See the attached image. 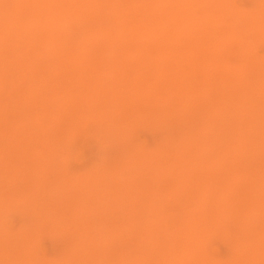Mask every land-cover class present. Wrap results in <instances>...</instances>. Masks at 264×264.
Returning a JSON list of instances; mask_svg holds the SVG:
<instances>
[{"label":"rangeland","instance_id":"rangeland-1","mask_svg":"<svg viewBox=\"0 0 264 264\" xmlns=\"http://www.w3.org/2000/svg\"><path fill=\"white\" fill-rule=\"evenodd\" d=\"M76 1L58 0L56 3V0H37V4L36 0H0V264H237V261L238 264H244V255L246 264H264V239L261 240L264 238V0H188V3L186 0H181V3L178 0H88L86 3L84 0ZM80 1H83V8H86H82ZM111 1L113 3H109ZM206 1L209 3L206 4ZM116 2L118 3L115 4ZM21 3H24L26 8ZM174 5L179 7L175 8ZM210 5L212 10H209ZM52 6L56 7L53 9ZM16 7L17 9H14ZM18 7L23 9L19 10ZM171 18L174 20L169 23ZM180 19L182 21H179ZM175 22L180 25H174ZM150 23L154 24V29ZM124 25H128V28ZM32 26L37 29L34 30ZM21 27L25 28L22 32ZM206 33L208 34L204 37ZM54 36L56 37L52 38ZM210 36L213 38L210 39ZM91 37L93 43L89 41ZM31 38H34L33 41ZM58 38L63 40L59 41ZM114 39L116 45L119 41V45L122 43L121 48L113 44ZM7 42L10 45H7ZM122 52L125 55H122ZM58 53H61L60 57ZM81 53L82 56H90L79 58ZM116 53L118 54L115 58ZM24 54L26 55L23 56ZM71 55L75 56V59ZM136 57L140 59L137 60ZM172 57H175L176 59H173L176 61ZM84 59L89 63L86 64ZM81 60L84 63H80ZM187 60L189 64L194 61L195 64L189 65ZM119 61L122 62V69ZM216 62H221V67ZM207 63L206 71L204 68ZM212 64H215L214 68ZM46 65L47 67H44ZM16 66H19V69ZM90 68H93L91 73ZM50 69L52 70L49 72ZM136 73L140 76L137 77ZM202 75L207 78L206 82ZM103 76L107 80H101ZM81 77H84L83 80ZM95 80L101 84H97ZM215 80L219 87L213 89L215 86L212 81ZM186 81L190 86L188 91L185 89ZM181 83L184 84L181 86ZM104 84L108 86L103 92ZM86 87L90 91H87ZM114 89L119 92H114ZM110 91H113V94L108 93ZM89 92L92 93L91 96ZM174 94L175 98L172 97ZM192 95H195L196 99H193ZM63 96H66V99ZM98 101L100 105H97ZM216 101L217 104H213ZM115 102H119V105ZM64 103L66 104L63 105ZM3 106L7 108L4 109ZM194 108L197 110L194 111ZM213 109H216L214 113ZM217 110L219 112L216 113ZM96 111H100L98 115ZM122 111H125V115ZM103 114L104 117H101ZM208 114L212 118L207 117ZM198 118H201L199 120L203 123L196 120ZM199 123L203 124L202 128ZM217 136L224 140H217ZM182 143L184 144L181 145ZM184 145L190 148L186 149ZM239 154L244 157L241 158ZM212 158H215L214 162ZM192 159L194 161H191ZM163 160L165 163L161 165ZM194 180L200 184L196 185ZM148 181L149 183H146ZM154 181H160V186H156ZM219 187L221 188L218 189ZM191 219L197 221L193 223L194 220ZM182 222L185 230L182 228ZM180 231L182 233H178ZM173 238L180 243H176ZM257 240L260 245H255Z\"/></svg>","mask_w":264,"mask_h":264},{"label":"bare ground","instance_id":"bare-ground-1","mask_svg":"<svg viewBox=\"0 0 264 264\" xmlns=\"http://www.w3.org/2000/svg\"><path fill=\"white\" fill-rule=\"evenodd\" d=\"M21 1H22V0H21ZM24 1H25V0H24ZM30 1H31V0H30ZM47 1H48V0H47ZM57 1H58V0H56V3H57ZM59 1L61 2L62 0H59ZM73 1H74V0H73ZM77 1H78V0H77ZM77 1H76V2H77ZM89 1H90V0H89ZM89 1H88V0H87V1L84 0V3L89 2ZM108 1H109V0H108ZM108 1H107V2H108ZM116 1H117V0H116ZM120 1H121V0H120ZM176 1H177V0H176ZM178 1H180V3H181V0H178ZM184 1H185V0H184ZM187 1H188V0H186V2H187ZM189 1L191 2V1H193V0H189ZM189 1H188V2H189ZM213 1H214V0H213ZM42 2H43V0H42ZM69 2H71V1H69ZM69 2H68V3H69ZM82 2H83V1H80V3L82 4V8H83V3H82ZM161 2H163V1H161ZM188 2H187V3H188ZM203 2H204V1H203ZM262 2H263V1H262ZM36 3L38 4L37 0H36ZM40 3H41V2H40ZM44 3H46V2H44ZM53 3H54V2H53ZM109 3H113V1H111V2H109ZM117 3H118V2H116L115 4H117ZM208 3H209V2H208ZM208 3H207V1H206V4H208ZM210 3L212 4L211 1H210ZM31 4H32V3H31ZM73 4H75V2H74ZM73 4H72V5H73ZM77 4H78V3H77ZM81 4H80V5L78 4V5L81 6ZM99 4H100V3H99ZM115 4H113V5H115ZM124 4H125V2H124ZM124 4H122V6H123ZM149 4H150V3H149ZM173 4H174V3H173ZM173 4H172V5H173ZM182 4H183V3H182ZM198 4H199V3H198ZM203 4H204V3H203ZM21 5L23 6L24 3H21ZM32 5H33V4H32ZM42 5H43V4L41 3V6H40V7H42ZM47 5H48V4H47ZM47 5H46V6H47ZM51 5H52V3H51ZM55 5H56V4H55ZM57 5H58V4H57ZM62 5H63V3H62ZM66 5H68V4L66 3ZM150 5H151V4H150ZM157 5H158V4H157ZM193 5H194V4H193ZM8 6H9V5H8ZM15 6H18V5H15ZM19 6H20V4H19ZM28 6H29V5H28ZM48 6H49V5H48ZM48 6H47V7H48ZM59 6H60V5H59ZM84 6H85V5H84ZM86 6H88V4H86ZM97 6H98V4H97ZM110 6H112V4H111ZM118 6H119V4H118ZM120 6H121V4H120ZM124 6H125V5H124ZM174 6H175V8H176V7H179V5H178V6L174 5ZM180 6H181V4H180ZM188 6H189V4H188ZM260 6H261V5H260ZM3 7H4V6H3ZM24 7L26 8V5H24ZM40 7H39V10H40ZM55 7H56V6H55ZM55 7L52 6L53 9H54ZM68 7H69V5H68ZM71 7H73V6H71ZM71 7H70V9L72 10ZM112 7H113V6H112ZM170 7H171V6H170ZM183 7H184V8H185V7L187 8V6H185V5H184ZM191 7H192V6H191ZM210 7H211V5H210ZM213 7H214V6H213ZM261 7H262V6H261ZM18 8H19V10L23 9V7H22L21 9H20V7H18ZM74 8H75V6H74ZM84 8H86V7H84ZM84 8H83V9H84ZM114 8H115V6H114ZM130 8H131V7H130ZM172 8L174 9V7H172ZM189 8H190V7H189ZM192 8H193V7H192ZM262 8H264V7H262ZM14 9H17V7L14 8ZM59 9H60V8H59ZM80 9H81V7H80ZM118 9H120V8L118 7ZM173 9H172V10H173ZM3 10H4V9H3ZM12 10H13V8H12ZM27 10H29L28 7H27ZM32 10H33V8H32ZM37 10H38V9H37ZM44 10H45V8H44ZM47 10H49V9L47 8ZM50 10H51V9H50ZM55 10H57V9H55ZM64 10H65V8H64ZM75 10H76V9H75ZM88 10H90V9H88ZM92 10H94V9H92ZM121 10H123V7H122ZM147 10H148V9H147ZM149 10H150V9H149ZM151 10H153V9H151ZM156 10H157V9H156ZM164 10H165V9H164ZM175 10H176V9H175ZM187 10H188V8H187ZM209 10H212V7L209 8ZM116 11H117V9H116ZM0 12H1V11H0ZM172 13H173V12H172ZM182 13H183V12H182ZM263 13H264V12H263ZM10 14H11V13H10ZM185 14H186V12H185ZM175 15H176V14H175ZM179 15H180V14H179ZM168 16H169V15H168ZM246 16H247V15H246ZM6 17H7V16H6ZM6 17H5V18H6ZM9 17H10V15H9ZM158 17H159V16H158ZM158 17H157V19H159ZM164 17H165V15H164ZM171 17H172V16H171ZM257 17H258V16H257ZM257 17H256V18H257ZM260 17H261V15H260ZM10 18H11V17H10ZM18 18H19V17H18ZM162 18H163V15H162ZM187 18H188V17H187ZM243 18H244V16H243ZM243 18H242V19H243ZM248 18H249V16H248ZM250 18H251V17H250ZM263 18H264V17H263ZM181 19H182V18H181ZM181 19H180L179 21H182ZM117 20H119V19H117ZM164 20H166V17H165ZM168 20H170V18H168ZM168 20H167V21H168ZM172 20H174V19L171 18V22H169V23H172V22H173ZM175 20H176V19H175ZM249 20H250V19H249ZM249 20H248V21H249ZM254 20H255V19H254ZM257 20H260V19H257ZM0 21H1V20H0ZM6 21H7V20H6ZM176 21L178 22V20H176ZM183 21H184V20H183ZM243 21H244V20H243ZM251 21H252V19H251ZM153 22H154V20H153ZM177 22H175L174 25L179 24V23H177ZM187 22H188V23H191V22H189V21H187ZM195 22H196V21H195ZM200 22H201V21H200ZM244 22H245V21H244ZM253 22H254V21H253ZM14 23H15V22H14ZM121 23H122V22H121ZM131 23L133 24V23H135V22H131ZM154 23H155V22H154ZM166 23H168V22H166ZM181 23H182V22H181ZM196 23H198V21H197ZM261 23H262V22H261ZM6 24H7V23H6ZM26 24H28V23L26 22ZM32 24H33V23H32ZM114 24H115V23H113V26H115ZM127 24L130 25V23H127ZM138 24H139V23H138ZM150 24H151V23H150ZM183 24L185 25V23H183ZM199 24H200V23H199ZM234 24H235V23H234ZM234 24H233V25H234ZM248 24H249V23H248ZM263 24H264V23H263ZM15 25H16V23H15ZM29 25L31 26V24H29ZM140 25H141V24H140ZM140 25H139V27H140ZM142 25H143V24H142ZM146 25L148 26L147 23H146ZM151 25H153L152 28L154 29V24H151ZM157 25H158V24H157V21H156V26H157ZM169 25H171V24H169ZM169 25H167V26H169ZM174 25H173V26H174ZM179 25H180V24H179ZM186 25H187V24H186ZM249 25H250V24H249ZM255 25H256V24H255ZM259 25H260V24H259ZM7 26H8V25H7ZM18 26H20V25H19V22H18ZM117 26H119V25H118V22H117ZM124 26H127V28H128V25H124ZM159 26H160V25H159ZM191 26H192V25H191ZM194 26H195V25H194ZM228 26H229V25H228ZM235 26H236V25H234V27H235ZM256 26H257V25H256ZM5 27H6V26H5ZM27 27H28V26H27ZM32 27H34V30L37 29V28L35 29V26H32ZM122 27H123V26H122ZM149 27H150V25H149ZM169 27H170V26H169ZM171 27H172V26H171ZM185 27H186V26H185ZM200 27H201V25H200ZM203 27H204V26H203ZM203 27H202V28H203ZM230 27H231V24H230ZM230 27H229V28H230ZM237 27H238V25H237ZM249 27H250V26H249ZM2 28L5 30L4 27H2ZM8 28H9V26H8ZM17 28H19V27H17ZM129 28H130V26H129ZM134 28H135V27H134ZM137 28H138V27H137ZM143 28H144V27H143ZM159 28H160V27H159ZM192 28H194V27H192ZM229 28L227 29V31L229 30ZM257 28H258V26H257ZM263 28H264V27H263ZM21 29H22V27H21ZM24 29H25V28L23 27V29L21 30V32H22ZM28 29H29V28H28ZM114 29H115V27H114ZM117 29H118V28H116V32H117ZM149 29H150V28H149ZM182 29H183V27H182ZM186 29H188V28L186 27ZM238 29H240V28L238 27ZM238 29H237V30H238ZM259 29H260V28H259ZM259 29H258V30H259ZM6 30H7V29H6ZM13 30H14V28H13ZM32 30H33V29H32ZM131 30H132V28H131ZM138 30H139V29H138ZM140 30H141V28H140ZM140 30H139V31H140ZM172 30H173V29H172ZM199 30H200V29H199ZM260 30H261V29H260ZM29 31H30V30H29ZM40 31H41V30H40ZM132 31H133V30H132ZM135 31H136V29L134 30V32H135ZM151 31H152V29H151ZM153 31H154V30H153ZM189 31H190V30H189ZM227 31H226V32H227ZM231 31H232V29H231ZM252 31H253V30H252ZM11 32H12V31H11ZM15 32H16V31H15ZM27 32H28V31H27ZM34 32H35V31H34ZM34 32H33V33H34ZM42 32H43V31H42ZM42 32H41V33H42ZM118 32H119V30H118ZM120 32H121V31H120ZM128 32H129V31H128ZM143 32H144V31H143ZM158 32H159V30H158ZM169 32H170V31H169ZM174 32H175V31H173V33H174ZM187 32H188V31H187ZM196 32H197V31H196ZM198 32H199V31H198ZM234 32L236 33V30H234ZM33 33H32V34H33ZM36 33H37V32H36ZM41 33H40V34H41ZM44 33H45V32H44ZM51 33H52V32H51ZM130 33H131V32H130ZM145 33H146V32H145ZM149 33H150V32H149ZM154 33H155V32H154ZM154 33H153V35H154ZM156 33H157V32H156ZM161 33H162V31H161ZM167 33H168V32H167ZM177 33H178V31H177ZM181 33H182V32H181ZM199 33H200V32H199ZM201 33H203V32H201ZM235 33H234V34H235ZM40 34H39V35H40ZM117 34H119V33H117ZM117 34H116V35H117ZM150 34H152V33H150ZM171 34H172V33H171ZM188 34H189V33H188ZM196 34H197V33H196ZM207 34H208V33L204 34V37H205ZM2 35H3V34H2ZM4 35H5V34H4ZM23 35H24V34H23ZM39 35H38V36H39ZM42 35H43V34H42ZM53 35H54V34H53ZM121 35H122V33H121ZM136 35H137V33H136ZM136 35H135V36H136ZM153 35H152V37H153ZM159 35H160V34H159ZM159 35H158V37H159ZM184 35H185V34H184ZM192 35H193V34H192ZM27 36H28V35H27ZM119 36H120V35H119ZM128 36H130V35L128 34ZM149 36H150V35H149ZM149 36H148V38H149ZM164 36H165V34H164ZM175 36H176V35H175ZM181 36H182V35H181ZM8 37L11 38L10 36H8ZM29 37H30V36H29ZM32 37H33V36H32ZM43 37H44V35H43ZM50 37H51V35L49 36V38H50ZM55 37H56V36H54V37H52V38H55ZM146 37H147V36H146ZM152 37H151V38H152ZM161 37H162V35H161ZM161 37H160V39H161ZM177 37H178V36H177ZM185 37H186V35H185ZM185 37H184V38H185ZM188 37H189V36H188ZM198 37H199V36H198ZM198 37H197V38H198ZM5 38H6V37H5ZM24 38H25V37H24ZM35 38H36V37H35ZM38 38H40V37H38ZM92 38H93V37H91V39H90L89 41H92ZM144 38H145V37H144ZM156 38H157V36H156ZM163 38H164V37H163ZM211 38H213V36H212V37L210 36V39H211ZM0 39H1V38H0ZM2 39L4 40V36L2 37ZM31 39H32V38H31ZM31 39H30V40H31ZM33 39H34V38H33ZM33 39H32V41H33ZM58 39H59V38H58ZM60 39H61V38H60ZM60 39H59V41L63 40V39H61V40H60ZM65 39H67V38H65ZM65 39H64V40H65ZM115 39H116V38H115ZM115 39H114V40H115ZM142 39H143V38H142ZM164 39H165V38H164ZM179 39H181V38L179 37ZM191 39H192V38H191ZM195 39H196V38H195ZM195 39H194V41H195ZM206 39H208V38H206ZM24 40H25V39H24ZM28 40H29V38H28ZM48 40H50V39H48ZM48 40H47V42H48ZM51 40H52V39H51ZM54 40H55V39H54ZM85 40H86V39H85ZM114 40H113V42H114ZM117 40H119V38H118ZM125 40H127V39H125ZM125 40H124V41H125ZM134 40H135V39H133V41H134ZM147 40H148V39H147ZM153 40H154V38L152 39V41H153ZM200 40H201V39H200ZM0 41H1V40H0ZM6 41H8V40L6 39ZM26 41H27V40H26ZM71 41H72V40H71ZM82 41H84V40H82ZM130 41H132V40H130ZM130 41H129V42H130ZM150 41H151V40H150ZM155 41H157V43H159L157 39H156ZM159 41H160V40H159ZM167 41H168V40H167ZM173 41H174V40H173ZM189 41H190V40H189ZM198 41H199V40H198ZM212 41H213V40H212ZM34 42H35V41H34ZM41 42H42V41H41ZM49 42H50V41H49ZM69 42H70V41H68V43H67L68 45H69ZM80 42H81V41H80ZM119 42H120V41H119ZM119 42H118L117 45H116V40H115V42H114L113 44H115L116 46H118V45H119ZM121 42L123 43V38L121 39ZM127 42H128V41H127ZM145 42H146V41H145ZM163 42H164V41H163ZM186 42H187V41H186ZM190 42H191V41H190ZM214 42L217 44L216 41H214ZM8 43H9V42H7V45H8ZM26 43H27V42H26ZM32 43H33V42H32ZM55 43H56V42H55ZM61 43H62V42H61ZM63 43H64V46H65V42H63ZM76 43H77V42H76ZM88 43H89V42H87V44H88ZM92 43H93V41H92ZM94 43H96V42H94ZM122 43L119 45L120 48H121ZM131 43H132V42H131ZM131 43H130V44H131ZM140 43H141V42H140ZM157 43L155 42L156 45H157ZM193 43H194V42H193ZM196 43H197V42H196ZM205 43H206V42H205ZM30 44H31V43H30ZM38 44H39V43H38ZM53 44H54V43H53ZM79 44H80V45H78V46H79V48H80L81 43H79ZM135 44L137 45V42H136ZM144 44H146V43H144ZM160 44L162 45V41L160 42ZM186 44H187V43H186ZM198 44H199V43H197V45H198ZM212 44H214V43H212ZM218 44H220V43L218 42ZM9 45H10V43H9ZM49 45H50V43H49ZM95 45H96V44H95ZM97 45H98V44H97ZM133 45H134V44H133ZM149 45H150V44H149ZM161 45H160V46H161ZM188 45H189V43H188ZM29 46H30V45H29ZM41 46H42V45H41ZM60 46H61V45H60ZM73 46H74V45H73ZM76 46H77V45H76ZM92 46H93V45H92ZM116 46H114V47H116ZM123 46H124V43H123ZM131 46H132V45H131ZM157 46H158V45H157ZM193 46H195V45H192V47H193ZM26 47H27V46H26ZM31 47H33V46H31ZM34 47H35V45H34ZM39 47H40V45H39ZM39 47H36V48H39ZM61 47H62V46H61ZM82 47H84V45H82ZM89 47H90V46H89ZM137 47H138V45H137ZM141 47H142V45H141ZM143 47H144V46H143ZM150 47H152V46H150ZM161 47H162V46H161ZM3 48H4V47H3ZM43 48H44V46H43ZM49 48H50V46H49ZM79 48H77V50H79ZM90 48H92V47H90ZM93 48H94V47H93ZM127 48H128V47H127ZM134 48H135V47H134ZM167 48H169V47H167ZM197 48L199 49V47H197ZM197 48H196V49H197ZM84 49H85V48H83L82 51H84ZM115 49H116V48H115ZM124 49H125V47H124ZM135 49H136V48H135ZM135 49H134V50H135ZM169 49H170V48H169ZM179 49H180V48H179ZM183 49H184V48H183ZM211 49L213 50V48H211ZM8 50H9V48L7 49V51H8ZM59 50H60V47H59ZM61 50H62V49H61ZM61 50H60V51H61ZM65 50H66V49H65ZM80 50H81V48H80ZM86 50H87V48H86ZM86 50H85V51H86ZM90 50H91V49H90ZM118 50H119V49L117 48V51H118ZM140 50H141V49H140ZM143 50H144V48H143ZM143 50H142V51H143ZM214 50H215V49H214ZM33 51H34V49H33ZM33 51H32V52H33ZM44 51H46V50H44ZM70 51H71V50H70ZM73 51H75V50H73ZM121 51H122V50H121ZM145 51H147V50H145ZM145 51H144V52H145ZM173 51H174V50H173ZM10 52H11V50H10ZM42 52H43V51H42ZM42 52L40 53L41 55H42ZM54 52H55V51H54ZM65 52H66V51H65ZM67 52H68V51H67ZM67 52H66V53H67ZM96 52H97V50H96ZM168 52H169V51H168ZM176 52H177V50H176ZM1 53H2V51H1ZM1 53H0V54H1ZM6 53H7V52H6ZM30 53H31V50H30L29 54H30ZM45 53H47V52H45ZM84 53H85V52H84ZM93 53H94V52H93ZM122 53H123V52H122ZM122 53H121V54H122ZM131 53H132V52H131ZM131 53H130V54H131ZM138 53H139V52H138ZM140 53H141V52H140ZM161 53H162V51H161ZM170 53H171V52H170ZM173 53H174V52H173ZM173 53H172V54H173ZM177 53H178V52H177ZM3 54H4V53H3ZM33 54H35V53H33ZM33 54H32V55H33ZM60 54H61V53H60ZM60 54L58 53L59 57H60ZM72 54H73V53H72ZM88 54H89V52H88ZM88 54H87V55H88ZM117 54H118V53H116V55L114 56L115 58L117 57ZM128 54H129V53H128ZM133 54H135V52H134ZM152 54H153V53L151 52V55H152ZM163 54H165V53H163ZM163 54H162V55H163ZM10 55H11V54H10ZM10 55H9V56H10ZM25 55H26V54H24L23 56H25ZM38 55H39V53H38ZM56 55H57V54H56ZM67 55H68V54H67ZM73 55H75V54H73ZM73 55H71V56H73ZM78 55H79V53H78ZM91 55H92V54H91ZM122 55H125V53H123ZM140 55H141V54H140ZM149 55H150V54H149ZM154 55H155V54H154ZM156 55H157V54H156ZM167 55H168V53H167ZM167 55H166V56H167ZM175 55H176V54H175ZM34 56H35V55H34ZM34 56H33V58H35ZM83 56H86V54L83 55ZM83 56H82V53H81V56H79V58H80V57H83ZM89 56H90V55H88V56H86V57H89ZM112 56H113V55H112ZM128 56H129V55H127V57H128ZM170 56H171V55H170ZM170 56H169V57H170ZM0 57H1V56H0ZM38 57H39V56H38ZM42 57H44V54H43ZM42 57H41V58H42ZM47 57H48V56H47ZM53 57H55V56H53ZM74 57H75V56H73V58H74ZM77 57H78V56H77ZM86 57H85V58H86ZM114 57H112V59H113ZM118 57L120 58L121 56L119 55ZM159 57L161 58V55H159ZM159 57L157 56V59H158ZM6 58H7V57H6ZM39 58H40V57H39ZM45 58H46V57H45ZM56 58H57V57H56ZM69 58L71 59L72 57H69ZM69 58H68V59H69ZM79 58H78L77 61H79ZM143 58H144V57H143ZM150 58H151V57H149V59H150ZM153 58H154V57H153ZM165 58H167V57H165ZM165 58H164V59H165ZM173 58H175V57H172V59H173ZM179 58H180V57H179ZM213 58H214V57H213ZM24 59H25V58H24ZM64 59H66V57H65ZM68 59H67V61H68ZM74 59H75V58H74ZM76 59H77V58H76ZM82 59H83V58H82ZM92 59H93V56H92ZM120 59H121V58H120ZM128 59H130V58H128ZM134 59H135V56H134ZM136 59H137V57H136ZM138 59H140V58L138 57ZM138 59H137V60H138ZM157 59H156V60H157ZM175 59H176V58H175ZM177 59H178V58H177ZM182 59H183V57H182ZM191 59H192V58H191ZM191 59H190V60H191ZM214 59H215V58H214ZM17 60H18V59H16V61H17ZM22 60H23V59H21V61H22ZM27 60H28V59H27ZM35 60H36V58H35ZM38 60H39V59H38ZM48 60H50V58H48ZM84 60H85V59H84ZM86 60H87V59H86ZM86 60H85V63H86ZM89 60H90V59H89ZM114 60H115V59H114ZM137 60H136V63H137ZM150 60H151V59H150ZM170 60H171V58H170ZM173 60H174V59H173ZM183 60H184V59H183ZM193 60H197V59H193ZM200 60H201V59H200ZM203 60H204V59H203ZM6 61H7V60H6ZM8 61H9V58H8ZM18 61H19V60H18ZM40 61H41V59H40ZM52 61H53V60H52ZM56 61H58V60L56 59ZM56 61H55V62H56ZM59 61H60V59H59ZM72 61H74V60L72 59ZM77 61H76V62H77ZM90 61H91V60H90ZM120 61H121V60H120ZM120 61H119V62H120ZM122 61H123V60H122ZM126 61H128V60H126ZM129 61H130V60H129ZM129 61H128V62H129ZM132 61H133V60H132ZM141 61H142V59H141ZM143 61H144V59H143ZM174 61H176V60H174ZM188 61H189V60H187V62H188ZM201 61H202V60H201ZM214 61H215V60H214ZM23 62H24V61H23ZM35 62H36V61H35ZM55 62H54V65H55ZM61 62H62V60H61ZM74 62H75V61H74ZM115 62L117 63L118 60H116ZM162 62H163V61H162ZM164 62H165V61H164ZM168 62H169V59H168ZM194 62H195V61H194ZM194 62H193L192 64H195ZM206 62H207V61H206ZM209 62H211V60H209ZM1 63L3 64L2 61H1ZM51 63H52V62H51ZM80 63H84V61L81 60ZM87 63H89V62H87ZM87 63H86V64H87ZM112 63H113V62H112ZM126 63H127V62H126ZM139 63L142 64V62H139ZM144 63H145V62H144ZM172 63H173V62H172ZM183 63H184V62H183ZM183 63H182V66H183ZM216 63H218V62H216ZM219 63L221 64V62H219ZM219 63H218V64H219ZM19 64H20V62H19ZM37 64H38V63H37ZM57 64H58V62L56 63V66H57ZM62 64H64V62H62ZM62 64L60 63V65H62ZM72 64H73V63H72ZM72 64H71V66H72ZM121 64H122V62H120L119 65H121ZM133 64H135V63L133 62ZM151 64H152V63H151ZM175 64H176V63H175ZM178 64L181 65V63H179V60H178ZM188 64H189V62H188ZM192 64L190 63L189 65H192ZM220 64H219V65H220ZM3 65H4V64H3ZM5 65H6V62H5ZM15 65H16V64H15ZM21 65H22V64H21ZM47 65H48V61H47ZM47 65L44 66V67H47ZM88 65H89V64H88ZM96 65H97V64H96ZM100 65H101V63H100ZM114 65H115V63H114ZM119 65H118V67H119ZM130 65H131V64H130ZM145 65H146V64H145ZM163 65L165 66V63H164ZM184 65H185V63H184ZM198 65H200V64H198ZM204 65H205V64H204ZM214 65H215V64H214ZM214 65L212 64V67H213V68H214ZM0 66H1V65H0ZM7 66H8V64H7ZM19 66H20V65H19ZM19 66H16V67H18V69H19ZM39 66H40V65H39ZM42 66H43V64H42ZM42 66H40V67H42ZM64 66H65V65H64ZM131 66H132V65H131ZM137 66H138V65H136V67H137ZM139 66H140V65H139ZM149 66H150V64H149ZM182 66H181V67H182ZM207 66H208V63L205 65V68L203 67L206 71H207ZM209 66H210V64H209ZM22 67H23V66H22ZM49 67H50V65H49ZM52 67H53V66H52ZM59 67H60V66H59ZM68 67H69V66H68ZM82 67H83V64H82ZM84 67H85V66H84ZM98 67H99V65L97 66V69H98ZM146 67H148V66H146ZM158 67H160V66H158ZM171 67H172V66H170V68H171ZM212 67H211V69H213ZM216 67H217V66H216ZM220 67H221V65H220ZM0 68H1V67H0ZM25 68H26V65H25ZM37 68H38V67H37ZM50 68H51V67H50ZM54 68H55V67H54ZM77 68H78V66H77ZM77 68H76V69H77ZM134 68H135V66H134ZM166 68H168V67L166 66ZM182 68H183V67H182ZM184 68H185V67H184ZM189 68H190V66H189ZM3 69H4V68H3ZM7 69H8V67H7ZM13 69L16 70V68H14V67H13ZM60 69H61V68H60ZM68 69H69V68H67V70H68ZM90 69H91V71H90V73H91L93 68H90ZM114 69H115V67H114ZM121 69H122V65H121ZM131 69H132V68H131ZM148 69H150V67H148ZM154 69H155V67H154ZM172 69H173V68H172ZM177 69H178V67H177ZM217 69H218V68H217ZM37 70H38V69H37ZM37 70H36V71H37ZM47 70H48V69H47ZM51 70H52V69H50L49 72H50ZM67 70H66V71H67ZM77 70H78V69H77ZM79 70H81V66H80ZM83 70H84V69H83ZM99 70H100V69H99ZM104 70H105V72H106V69H105V68H104ZM104 70H103V71H104ZM125 70H126V69H125ZM133 70H134V69H133ZM151 70H152V69H151ZM157 70H159V69H157ZM184 70H185V69H184ZM184 70H182V71L185 72ZM205 70H204V73H205ZM10 71H11V70H10ZM66 71H65V72H66ZM72 71H73V68H72ZM75 71H76V70H75ZM86 71H87V70H86ZM103 71H102V73H103ZM114 71H115V70H114ZM128 71H129V69H128ZM136 71H138V70H136ZM140 71H142V68L140 69ZM170 71H171V69L169 70V72H170ZM200 71H201V70H200ZM217 71H218V70H217ZM220 71H221V70H220ZM11 72H12V71H11ZM11 72H10V73H11ZM49 72H48V73H49ZM53 72H54V71H53ZM79 72L81 73V71H79ZM87 72H89V71H87ZM108 72H109V70H107V73H108ZM118 72H119V70H118ZM148 72H150V71H148ZM154 72H155V71H154ZM172 72H173V71H172ZM194 72H195V70H194ZM202 72H203V70H202ZM214 72H215V71H214ZM1 73H3V72H1ZM45 73H46V72H45ZM55 73H56V72H55ZM55 73H53V74H55ZM58 73H60V72H58ZM66 73H67V72H66ZM97 73H98V72H97ZM100 73H101V72H100ZM107 73H106V74H107ZM113 73H114V72H113ZM139 73H140V72H139ZM165 73H166V71H165ZM188 73H189V71H188ZM191 73H192V70H191ZM216 73L219 74V72H215V74H216ZM220 73H221V72H220ZM7 74H8V73H7ZM12 74H14V73H12ZM71 74H72V73H71ZM71 74H69V75H71ZM88 74H89V73H88ZM108 74H109V73H108ZM130 74H132L131 71H130ZM136 74H137V73H136ZM145 74H146V73H145ZM148 74H149V73H148ZM151 74H152V73H151ZM170 74H171V73H170ZM185 74H186V73H185ZM197 74H198V73H197V71H196V75H197ZM223 74H224V73H223ZM2 75H3V74H2ZM59 75H60V74H59ZM69 75H68V76H69ZM85 75H86V73H85ZM92 75H93V74H92ZM92 75H90V77H91ZM95 75H96V72L94 73V76H95ZM109 75H110V74H109ZM116 75H117V74H116ZM132 75H133V74H132ZM137 75H138V74H137ZM137 75H136V76H137ZM188 75H190V74H188ZM212 75H213V74H212ZM46 76H47V75H46ZM48 76H49V75H48ZM54 76H55V75H54ZM63 76H64V80L66 81V79H65V74H64ZM100 76H101V74H100ZM110 76H111V75H110ZM120 76H121V75H120ZM128 76H129V74H128ZM128 76H127V77H128ZM139 76H140V75H138L137 77H139ZM142 76H143V71H142ZM151 76H152V75H151ZM151 76H149V77H151ZM164 76H165V75H164ZM173 76H174V75H173ZM199 76H201V75H199ZM202 76H204V75H202ZM214 76H215V75H214ZM66 77H67V76H66ZM73 77H74V76H73ZM79 77H80V76H79ZM79 77H78V78H79ZM90 77H89V79H90ZM124 77H125V76H124ZM133 77H134V76H133ZM149 77H148V79H149ZM190 77H191V76H190ZM197 77H198V75H197ZM49 78H50V77H49ZM71 78H72V77H71ZM83 78H84V77H83ZM83 78L81 77L82 80H83ZM87 78H88V77H87ZM87 78H86V79H87ZM112 78H113V77H112ZM134 78H135V77H134ZM145 78H147V76H146ZM151 78H152V77H151ZM161 78H162V77H161ZM171 78H172V76H171ZM179 78H181V77H179ZM188 78H189V77H187V79H188ZM1 79H2V78H1ZM97 79H98V77H97ZM110 79H111V78H110ZM113 79H114V78H113ZM136 79H137V78H136ZM184 79H186V76H185ZM184 79H183V80H184ZM204 79H205V82H206V79H207V78H206L205 76H204ZM212 79H213V77H212ZM214 79H215V78H214ZM214 79H213V80H214ZM20 80H21V79H20ZM62 80H63V79H62ZM72 80H73V79H72ZM72 80H71V82H72ZM76 80H77V79H76ZM84 80H85V79H84ZM99 80H100V78H99ZM101 80H107V78L105 77V79H104V76H103V79L101 78ZM114 80H115V79H114ZM114 80H112V81H114ZM116 80H117V79H116ZM116 80H115V81H116ZM137 80H138V79H137ZM155 80H156V79H155ZM158 80H159V79H158ZM160 80H161V79H160ZM167 80H168V78H167ZM174 80H175V79H174ZM178 80H179V79H178ZM217 80H219V78H217ZM53 81H54V80H53ZM79 81H80V79L78 80V82H79ZM89 81L91 82V80H89ZM95 81L97 82V80H95ZM112 81H111V83H112ZM193 81H194V80H193ZM221 81H223V80H221ZM58 82H59V81H58ZM74 82L76 83V81H74ZM74 82H73V83H74ZM96 82H95V83H96ZM105 82H106V81H105ZM140 82H141V80H140ZM145 82H146V81H145ZM160 82H161V81H160ZM212 82H213V84H214V86H215V87H213V89L219 87V86L217 85L218 83L216 84V82H217L216 80H215V82H214V81H212ZM223 82H224V81H223ZM61 83H62V82H61ZM83 83H84V82H83ZM98 83L101 84L100 81H98L97 84H98ZM106 83H107V82H106ZM106 83H105V84H106ZM119 83H121L120 80H119ZM125 83H127V81H125ZM125 83H123V85H124ZM137 83H138V82H137ZM147 83H148V81H147ZM158 83H159V81H158ZM164 83L166 84V82H164ZM186 83H187V81L185 82V84H186ZM210 83H211V81H210ZM21 84H22V82H21ZM24 84H25V83H24ZM56 84H57V83H56ZM67 84H68V83H67ZM79 84H80V83H79ZM105 84H104V85H105ZM108 84H109V77H108ZM131 84H133V83L131 82ZM135 84H136V82H135ZM138 84H139V83H138ZM142 84H143V82H142ZM142 84H141V85H142ZM183 84H184V83H183ZM183 84L181 83V86H182ZM189 84H190V83H189ZM197 84H198V82H197ZM199 84H200V83H199ZM199 84H198V85H199ZM204 84H205V83H204ZM207 84H208V81H207ZM219 84H221V83H219ZM223 84H224V83H223ZM3 85H4V84H3ZM61 85H62V84H61ZM85 85H86V84H85ZM192 85H193V84H192ZM19 86H20V85H19ZM57 86H58V85H57ZM73 86H74V85H73ZM97 86H98V85H97ZM107 86H108V85H107ZM107 86L105 85V88H104L103 92L106 90V87H107ZM109 86H110V85H109ZM114 86H115V85H114ZM120 86H122V85H120ZM151 86H152V85H151ZM153 86H155V85H153ZM157 86H158V85H157ZM167 86H168V83H167ZM167 86H166V87H167ZM185 86H186L185 89L188 91L187 88L190 87V86H188V83H187V85H185ZM199 86H201V85H199ZM199 86H198V87H199ZM208 86H210V85H208ZM211 86H212V84H211ZM216 86H218V87H216ZM223 86H225V85H223ZM21 87H22V86H21ZM21 87H20V88H21ZM29 87H30V85H29ZM80 87H82V85H80ZM88 87H89V86H88ZM92 87H93V86H92ZM92 87H91V88H92ZM116 87H117V86H116ZM130 87H131V86H130ZM137 87H138V86H137ZM144 87H145V86H144ZM162 87H163V85H162ZM178 87H179V85H178ZM202 87H203V86H202ZM65 88H66V87H65ZM68 88H69V86H68ZM77 88H78V86H77ZM86 88H87V87H86ZM102 88H103V84H102ZM102 88H101V89H102ZM110 88H111V86H110ZM110 88H109V89H110ZM164 88H165V87H164ZM51 89H52V88H51ZM63 89H64V88H63ZM83 89H85V87H84ZM95 89H96V88H95ZM95 89H94V90H95ZM107 89H108V88H107ZM117 89H118V88H117ZM130 89H132V88H130ZM154 89H155V87H154ZM175 89H177V87L174 88V91H175ZM203 89H204V88H203ZM207 89H208V88H207ZM29 90H30V89H29ZM54 90H55V89H54ZM54 90H53V91H54ZM61 90H62V88H61ZM68 90H69V89H68ZM94 90H93V91H94ZM97 90H99V88H98ZM97 90H96V93H98ZM120 90H121V89H120ZM126 90H127V89H126ZM160 90H161V89H160ZM165 90L167 91V88H165ZM165 90H164V91H165ZM194 90H196V86H195V89H194ZM204 90H205V89H204ZM220 90H221V88H220ZM22 91H23V90H22ZM66 91H67V90H66ZM87 91H90V90H88V88H87ZM116 91H117V90L114 89V92H116ZM172 91H173V90H172ZM187 91H186V92H187ZM191 91H192V90H191ZM199 91H200V90H199ZM224 91H225V90H224ZM224 91H223V93H224ZM62 92H63V91H62ZM62 92H61V93H62ZM81 92H82V91H81ZM103 92H102V93H103ZM112 92H113V91H112ZM112 92L110 91V92H108V93L111 94ZM117 92H119V90H118ZM127 92H129V91H127ZM135 92H136V90H135ZM149 92H150V89H149ZM158 92H159V91H157V93H158ZM168 92H169V90H168ZM175 92H176V91H175ZM75 93H76V91H75ZM124 93H125V92H124ZM182 93H183V92H182ZM193 93H195V92H193ZM200 93H201V92H200ZM206 93H207V91H206ZM8 94H9V93H8ZM69 94H70V91H69ZM80 94H81V93H80ZM82 94H83V93H82ZM82 94H81V95H82ZM85 94H86V92H85ZM94 94H95V93H94ZM112 94H113V93H112ZM119 94H121V92H120ZM144 94H145V93H144ZM162 94H163V93H162ZM185 94H186V93H185ZM187 94H188V93H187ZM197 94H198V93H197ZM9 95H10V94H9ZM57 95H58V94H57ZM57 95H56V96H57ZM62 95H64V94H62ZM62 95H61V96H62ZM70 95H71V94H70ZM81 95H80V96H81ZM89 95L91 96L92 93L90 94V92H89ZM123 95H124V94H123ZM149 95H151V93H150ZM154 95H155V93H154ZM160 95H161V94H160ZM160 95H159V98H161ZM165 95H167V94L165 93ZM200 95H201V94H200ZM203 95H204V93H203ZM33 96H34V95H33ZM52 96H53V93H52ZM61 96H60V97H61ZM85 96H86V95H85ZM87 96H88V92H87ZM100 96H101V95H100ZM103 96L105 97L106 94H104ZM118 96H119V95H118ZM120 96H121V95H120ZM129 96H130V95H127V97H129ZM143 96H144V95H143ZM151 96H152V95H151ZM183 96H184V95H183ZM189 96H190V95H189ZM194 96H195V95H194ZM194 96L192 95L191 97L193 98ZM206 96H207V95H206ZM44 97H45V96H44ZM63 97H65L64 99H66V96H63ZM96 97H97V96H96ZM172 97L175 98V94H174V96H172ZM185 97L188 98V96H186V95H185ZM185 97H184V99H185ZM198 97H199V96H198ZM204 97H205V96H204ZM204 97H203V98H204ZM207 97H208V96H207ZM57 98H58V96H57ZM68 98H69V97H68ZM84 98H85V97H84ZM100 98H101V97H100ZM107 98H108V96H107ZM113 98H114V97H113ZM168 98H169V97H168ZM168 98H167V100H169ZM181 98H183V97H181ZM194 98H195V97H194ZM194 98H193V99H194ZM199 98H201V97H199ZM224 98H225V96H224ZM2 99H3V98H2ZM104 99H105V101H107L106 97H105ZM104 99H103V101H104ZM134 99L136 100V97H135ZM195 99H196V98H195ZM206 99H207V98H206ZM211 99H212V98H211ZM211 99H210V100H211ZM225 99H226V98H225ZM6 100H8V99H6ZM57 100H58V99H56V102L58 103ZM93 100H95V98H94ZM101 100H102V98H101ZM110 100H111V99H110ZM125 100H126V99H125ZM125 100H124V101H125ZM128 100H129V99H128ZM128 100H127V101H128ZM162 100L164 101V99H162ZM186 100H188V99H186ZM201 100H202V98H201ZM208 100H209V99H208ZM213 100H214V98H213ZM86 101H87V100H86ZM95 101H96V100H95ZM113 101H114V99H113ZM130 101H131V100H130ZM191 101H193V100H191ZM64 102H66V101L64 100ZM67 102H69V101L67 100ZM91 102H92V101H91ZM111 102H112V101H111ZM111 102H110V104H111ZM131 102H132V101H131ZM150 102H151V101H150ZM156 102H157V101H156ZM165 102H167V101H165ZM174 102H175V101H174ZM181 102H182V101H181ZM183 102H184V101H183ZM224 102H225V101H224ZM15 103H17V102H15ZM87 103H88V102H87ZM98 103H99V105H100V101L97 102V105H98ZM112 103H114V102H112ZM115 103H117V102H115ZM161 103H163V102H160V104H161ZM168 103H169V102H168ZM185 103H186V102H185ZM185 103H184V104H185ZM212 103H213V102H212ZM17 104H18V103H17ZM65 104H66V103H64L63 105H65ZM101 104H102V103H101ZM117 104L119 105V102H118ZM194 104H195V102H194ZM209 104H210V103H209ZM213 104H217V101H216L215 103H213ZM51 105H52V104H51ZM108 105H109V104H108ZM111 105H112V104H111ZM120 105H121V104H120ZM142 105H143V104H142ZM185 105H186V104H185ZM195 105H196V104H195ZM198 105H199V103H198ZM240 105L242 106L243 103H241ZM244 105H245V103H244ZM54 106H55V101H54ZM54 106H53V108H54ZM56 106H57V105H56ZM59 106H61V105H59ZM82 106H84V105H82ZM126 106H127V105H126ZM136 106H138V105H136ZM148 106L150 107L149 104H148ZM160 106H161V105H160ZM160 106H159V108H160ZM176 106H177V104H176ZM192 106H193V105H192ZM203 106H204V105H203ZM207 106H208V104H207ZM218 106H219V105H218ZM3 107H5V106H3ZM49 107H50V106H49ZM51 107H52V106H51ZM61 107H62V106H61ZM117 107H118V106H117ZM154 107H155V106H154ZM167 107H168V106H167ZM167 107H166V109H167ZM173 107H174V106H172V108H173ZM178 107H179V105H178ZM193 107H194V106H193ZM193 107H192V108H193ZM216 107H217V105H216ZM6 108H7V106H6L4 109H6ZM113 108H114V105H113L112 109H113ZM142 108H143V106H142ZM146 108H147V107H146ZM161 108L164 109L162 106H161ZM190 108H191V107H190ZM196 108H197V106H196ZM201 108H202V107H201ZM204 108H205V107H204ZM213 108H215V107L213 106ZM218 108H219V107H218ZM2 109H3V108H2ZM16 109H17V107H16ZM54 109H55V108H54ZM57 109H59V107H57ZM104 109H105V108H104ZM127 109L129 110L128 107H127ZM136 109H137V108H135V113H136ZM149 109H150V108H149ZM149 109H148V110H149ZM185 109H186V108H185ZM207 109H208V108H206V110H207ZM210 109H212V108L210 107ZM8 110H9V109H8ZM82 110H83V109H82ZM120 110H121V109H120ZM122 110H123V107H122ZM143 110H144V109H143ZM151 110H152V109H151ZM154 110H155V109H154ZM172 110H173V109H172ZM195 110H197V109L194 108V111H195ZM208 110H209V109H208ZM215 110H216V109H215ZM215 110L213 109V113H214ZM228 110H229V109H228ZM236 110L238 111V109H236ZM20 111H21V110H20ZM56 111H57V110H56ZM101 111H102V110H101ZM104 111H105V110H104ZM106 111H107V110H106ZM109 111H110V108H109ZM141 111H142V110H141ZM157 111H158V110H157ZM157 111H156V112H157ZM163 111H164V110H162V113H163ZM169 111H170V110H169ZM169 111H168V113H169ZM173 111H174V110H173ZM175 111H177V110H175ZM203 111H205V110L203 109ZM203 111H201V113H202ZM99 112H100V111H99ZM99 112H98V113H99ZM124 112H125V111H122V113H124ZM153 112H154V111H153ZM170 112H171V111H170ZM206 112H207V111H206ZM217 112H219V111L217 110L216 113H217ZM4 113H5V112H4ZM4 113H3V115H4ZM95 113L98 115L97 111H96ZM122 113H121V114H122ZM127 113H128V112H127ZM138 113H139V112H138ZM144 113H146V111H145ZM144 113H143V114H144ZM194 113H195V112H194ZM208 113H209V112H208ZM213 113H212V114H213ZM7 114H8V113H7ZM141 114H142V113H141ZM146 114H147V113H146ZM155 114H156V113H155ZM188 114H189V113H188ZM205 114H206V113H205ZM212 114H211V115H212ZM238 114H239V112H238ZM100 115H101V114H100ZM119 115H120V114H119ZM124 115H125V113H124ZM128 115H129V114H128ZM128 115H127V116H128ZM130 115L132 116V114H130ZM137 115H138V114H137ZM161 115H162V114H161ZM164 115H166V112L164 113ZM167 115H168V114H167ZM171 115H173V114H171ZM192 115H193V114H192ZM195 115H196V114H195ZM209 115H210V114H208L207 117L212 118V116H209ZM215 115H216V114H215ZM0 116H2V114H1ZM121 116H123V114H122ZM149 116H150V115H149ZM169 116H170V115H169ZM174 116H175V114H174ZM193 116H194V115H193ZM201 116L203 117L204 114L201 115ZM205 116H206V115H205ZM5 117H6V114H5ZM7 117H8V116H7ZM101 117H104V114H103ZM165 117L168 118L167 116H164V118H165ZM175 117H176V116H175ZM197 117H198V116H197ZM197 117H196V118H197ZM8 118H9V117H8ZM98 118H99V117H98ZM127 118H128V117H127ZM149 118H150V117H149ZM157 118L159 119V117H157ZM157 118H156V119H157ZM181 118H182V117H181ZM189 118H190V116H189ZM193 118H194V117H193ZM205 118H206V117H205ZM216 118H217V116H216ZM219 118H220V117H219ZM139 119H140V118H139ZM173 119H174V117H173ZM194 119H195V118H194ZM199 119H201V118H198V119H196V120H198V121L200 122L201 120H199ZM206 119L208 120V118H206ZM99 120H101V119H99ZM148 120H149V119H148ZM160 120H161V119H160ZM165 120H167V119H165ZM183 120H184V119H183ZM183 120H182V121H183ZM202 120H203V119H202ZM210 120H211V119H210ZM171 121H172V120H171ZM174 121H175V120H174ZM192 121H193V120H192ZM217 121H218V119H217ZM217 121H215V122H217ZM135 122H136V121H135ZM168 122H169V120H168ZM188 122H189V121H188ZM201 122H202V121H201ZM222 122H223V121H222ZM4 123H6L5 120H4ZM126 123H127V122H126ZM132 123H133V122H132ZM171 123H174V122H171ZM178 123H179V122H178ZM202 123H203V122H202ZM212 123H213V120H212ZM120 124H121V123H120ZM120 124H119V125H120ZM187 124H188V123H187ZM190 124H191V123H190ZM196 124H197V126H198V123H197V122H196ZM216 124H217V123H216ZM7 125H8V124H7ZM194 125H195V123H194ZM199 125H201V128H202L203 124L199 123ZM221 125H222V123H221ZM179 126H180V125H179ZM207 126H208V125H207ZM209 126H210V125H209ZM180 127H181V126H180ZM129 128H130V127H129ZM184 128H185V127H184ZM205 128H207V127H204V129H205ZM212 128H213V127H212ZM167 129H168V128H167ZM214 129H215V128H214ZM214 129H213V130H214ZM199 130H200V129H199ZM210 130H211V128H210ZM203 132H204V131H203ZM206 132H209V130H208V131L206 130ZM262 132H263V131H262ZM200 133H202V132H200ZM197 134H198V133H197ZM197 134H196V135H197ZM209 134H210V133H209ZM209 134H208V135H209ZM263 134H264V133H263ZM190 135H191V134H190ZM198 135H199V134H198ZM198 135H197V136H198ZM205 135H206V134H205ZM193 136H194V134H193ZM184 137H186V136H184ZM184 137H183V139H184ZM193 138H194V137H193ZM201 138H203V137H201ZM207 138H208V137H207ZM212 138H213V137H212ZM216 138H217V140H218V138H221V137L217 136ZM203 139H205V138H203ZM196 140H197V139H196ZM221 140H224V139L221 138ZM188 141H189V140H188ZM193 141H194V140H193ZM166 142H167V141H166ZM183 142H185V141H183ZM191 142H192V140H191ZM191 142H190V143H191ZM210 142H211V139H210ZM200 143H201V142H200ZM211 143H212V142H211ZM183 144H184V143H182L181 145H183ZM198 144H199V143H198ZM203 144H204V143H203ZM206 144H207V142H206ZM169 145H170V144H169ZM204 146H205V145H204ZM229 146H230V145H229ZM184 147H185V145H184ZM190 147H191V144H190ZM190 147H187V148H190ZM224 147H225V145H224ZM227 147H228V146H227ZM185 148H186V147H185ZM187 148H186V149H187ZM225 148H226V147H225ZM232 148H233V147H232ZM170 149H171V148H170ZM191 149H193V147H191ZM159 150H161V149H159ZM175 150H176V149H175ZM212 150H213V149H212ZM164 151H165V150H164ZM164 151H163V154H164ZM177 151H178V150H177ZM207 151H208V150H207ZM213 151H214V150H213ZM227 151H228V150H227ZM239 151H240V150H239ZM247 151H248V149H247ZM168 152H169V151H168ZM168 152H167V153H168ZM179 152H181V151H179ZM229 152H230V150H229ZM229 152H228V153H229ZM232 152H233V151H232ZM244 152H245V149H244ZM192 153H193V152H192ZM206 153H207V152H206ZM212 153H213V152H212ZM212 153H211V155H212ZM155 154H156V151H155ZM214 154H215V153H214ZM220 154H221V153H220ZM242 154H243V153H242ZM141 155H142V154H141ZM152 155H153V153H152ZM174 155H175V152H174ZM174 155H173L171 158H173ZM232 155H233V154H232ZM239 155H240V154H239ZM142 156H143V155H142ZM149 156H150V154H149ZM154 156H155V155H154ZM158 156H159V155H158ZM219 156H220V155H219ZM234 156H235V155H234ZM241 156H242V155H240V157H241ZM165 157H166V155H165ZM180 157H181V156H180ZM182 157H183V156H182ZM184 157H185V156H184ZM214 157H215V156H214ZM242 157H244V156H242ZM242 157H241V158H242ZM176 158H177V157H176ZM192 158H193V157H192ZM227 158H228V157H227ZM150 159H151V158H150ZM164 159H165V158H164ZM213 159H214V161H215V158H212V161H213ZM235 159H237V158H235ZM146 160H147V159H145V161H146ZM153 160H154V159H153ZM161 160H162V159H161ZM241 160H242V159H241ZM241 160L239 159V161H241ZM130 161H131V160H130ZM138 161H139V160H138ZM163 161H164V162H162L161 165H163V163H165V160H163ZM172 161H173V160H172ZM174 161H175V160H174ZM177 161H178V160H177ZM187 161H189V160H187ZM191 161H194V160L192 159ZM208 161H209V160H208ZM214 161H213V162H214ZM229 161H230V160H229ZM231 161H232L231 163H233V159H232ZM147 162H149V161H147ZM184 162H185V161H184ZM195 162H196V158H195ZM237 162H238V161H237ZM139 163H141V161H139ZM156 163H157V161H156ZM188 163L190 164V162H188ZM238 163H239V162H238ZM129 164H130V162H129ZM132 164H133V162H132ZM132 164H131V165H132ZM152 164H153V162H152ZM170 164H171V163H170ZM172 164H173V163H172ZM174 164L176 165V162H175ZM205 164H206V163H205ZM141 165H142V164H141ZM183 165H184V164H183ZM234 165H235V162H234ZM138 166H139V165H138ZM138 166H137V168H138ZM179 166H180V165H179ZM127 167H128V165H127ZM156 167H157V165H156ZM134 168H136V167H134ZM141 168H142V167H141ZM152 168H154V166H153ZM189 168H190V167H189ZM163 169H164V168H163ZM186 169H187V168H186ZM204 169H205V168H204ZM142 170H143V169H142ZM152 170H153V169H152ZM164 170H165V169H164ZM182 170H184V169H182ZM198 170H199V169H198ZM139 171H140V170H139ZM143 171H145V169H144ZM159 171H160V169H159ZM167 171H168V170H167ZM175 171H176V170H175ZM194 171H195V167H194ZM201 171H202V170H201ZM201 171H200V172H201ZM223 171H224V170H223ZM230 171H231V170H230ZM133 172H134V171H133ZM141 172H142V171H141ZM197 172H198V171H197ZM204 172H205V171H204ZM139 173H140V172H139ZM202 173H203V172H202ZM225 173H226V171L224 172V174H225ZM144 174H145V173H144ZM173 174H174V173H173ZM200 174H201V173H200ZM205 174H206V173H205ZM139 175H140V174H139ZM179 175H180V174H178V176H179ZM186 175H187V174H186ZM150 176H151V175H150ZM176 176H177V175H176ZM223 176H224V175H223ZM143 177H144V176H143ZM148 177H149V176H148ZM170 177H172V176L170 175ZM185 177H186V176H185ZM185 177H184V178H185ZM194 177H195V176H194ZM203 177H204V175H203ZM226 177H227V176H226ZM175 178H176V177H174V179H175ZM192 178H193V177H192ZM199 178H200V177H199ZM222 178H223V177H222ZM164 179H165V178H164ZM166 179H167V178H166ZM172 179H173V177H172ZM195 179H196V178H195ZM220 179H221V178H220ZM228 179H230V178L228 177ZM147 180H148V179H147ZM156 180H157V178H156ZM167 180H168V179H167ZM180 180H181V179H180ZM186 180H187V178H186ZM206 180H207V179H206ZM224 180H225V178H224ZM230 180H231V179H230ZM188 181H189V180H188ZM222 181H223V180H222ZM225 181H227V179H226ZM231 181H232V180H231ZM144 182H145V181H144ZM154 182H155V181H154ZM156 182H157V183H156ZM156 182H155V185L157 186V184H158V186H160V185H159L160 183H158V182H160V181H156ZM169 182H170V181H169ZM194 182L197 183L196 185H199V184H200V183H198V181L196 182V181L194 180ZM194 182H192V183H194ZM210 182H211V181H210ZM217 182H218V180H217ZM146 183H149V181L146 182ZM190 183H191V182H190ZM190 183H189L188 186H190ZM227 183H228V181H227ZM230 183H231V182H230ZM262 183H263V182H262ZM150 184H151V183H150ZM171 184H172V182H171ZM137 185H138V183H137ZM137 185H136V186H137ZM139 185H140V183H139ZM144 185H145V184H144ZM184 185H185V183H184ZM194 185H195V184H194ZM211 185H212V184H211ZM134 186H135V184H134ZM169 186H170V184H169ZM175 186H176V185H175ZM182 186H183V185H182ZM182 186H181V187H182ZM263 186H264V185H263ZM170 187H171V186H170ZM221 187H222V184H221ZM221 187H219L218 189H220ZM225 187H226V186H225ZM173 188H174V187H173ZM184 188H185V187H184ZM188 188H189V187H188ZM204 188H205V187H204ZM204 188H203V190H204ZM228 188H229V187H228ZM135 189H136V188H135ZM146 189H148V188H146ZM146 189H145V190H146ZM149 189L151 190V187H149ZM158 189H159V188H158ZM168 189H169V187H168ZM199 189H200V188H199ZM224 189H227V188H224ZM136 190H137V189H136ZM169 190H170V189H169ZM157 191H158V190H157ZM173 191H175V190H173ZM199 191L202 192L201 190H199ZM206 191H207V190H206ZM223 191H224V190H223ZM194 192H195V191H194ZM194 192H193V193H194ZM215 192H216V191H215ZM196 193H197V192H196ZM203 193H204V191H203ZM224 193H225V191H224ZM135 194H136V193H135ZM205 194H206V193H205ZM200 195H201V193H200ZM202 195H203V194H202ZM220 195H221V194H220ZM224 195H225V194H224ZM226 195H227V194H226ZM229 195H230V194H229ZM138 196H139V194H138ZM134 197H135V196H134ZM199 197H200V196H199ZM215 197H216V196H215ZM227 197H228V195H227ZM153 199H154V198H153ZM206 201H207V200H206ZM91 208H92V207H91ZM189 213H190V212H188L187 214L189 215ZM187 214H186V215H187ZM76 215H77V214L75 213V216H74V217H76ZM243 218H244V217H243ZM78 219H79V218H78ZM186 219H187V218H186ZM186 219H185V220H186ZM76 220H77V219H76ZM191 220H192V221L194 220L193 223H195V222L197 221V220H195V219H191ZM189 221H190V220H189ZM246 221H247V220H246ZM246 221H245V222H246ZM186 222H187V221H186ZM190 222H191V221H190ZM190 222H189V223H190ZM193 223H192V225H193ZM183 224H184V223L182 222V226H183ZM198 224H199V220H198ZM244 224H246V223H244ZM248 224H250V223H248ZM262 224H263V223H262ZM186 225H188V224H186ZM195 225H196V224H195ZM260 225H261V224H260ZM201 226H202V225H201ZM262 226H263V225H262ZM191 227H192V226H191ZM194 227H195V226H194ZM194 227H193V228H194ZM260 227H261V226H260ZM182 228L185 230L184 226H183ZM261 228H262V227H261ZM183 229H182V230H183ZM199 229H200V225H199ZM204 229H205V228H203V230H204ZM263 229H264V228H263ZM188 230H189V229H188ZM79 231H80V230H79ZM79 231H78V232H79ZM158 231H159V230H158ZM158 231H157V232H158ZM201 231H202V230H201ZM260 231H261V230H260ZM110 232H111V231H110ZM76 233H77V232H76ZM178 233H182V232L180 231V232H178ZM178 233H176V234H177V237H178ZM186 233H187V231H186ZM78 234H79V233H78ZM176 234H175V236H176ZM204 234H205V232H204ZM190 235H191V233H190ZM190 235H189V236H190ZM200 235H202V234H200ZM243 235H244V234H243ZM245 235H246V233H245ZM173 236H174V235H173ZM202 236H203V235H202ZM184 237H185V235H184ZM191 237H192V236H191ZM173 239H174V238H173ZM192 239H193V237H192ZM263 239H264V238H262L261 240H263ZM109 240H110V239H109ZM109 240H108V241H109ZM188 240H190V239H188ZM194 240H195V239H194ZM82 241H83V240H82ZM174 241H175V239H174ZM80 242H81V241H80ZM84 242H85V241H84ZM175 242H176V241H175ZM177 242H178V241H177ZM177 242H176V243H177ZM188 242H189V241H188ZM257 242H258V243H255V245H256V244H259V240H257ZM262 242H263V241H262ZM108 243H109V242H108ZM178 243H180V242H178ZM190 243H191V242H190ZM190 243H189V244H190ZM192 243H193V242H192ZM192 243H191V244H192ZM200 243H201V240H200ZM84 244H85V243H84ZM185 244H186V243H184V246H185ZM189 244H188V245H189ZM191 244H190V245H191ZM193 244H194V243H193ZM195 244H197V241L195 242ZM263 244H264V243H263ZM263 244H261V245H263ZM176 245H178V244H176ZM188 245H187V247H188ZM259 245H260V244H259ZM259 245H257V246H259ZM191 246H192V245H191ZM263 246H264V245H263ZM175 247H176V246H175ZM241 247H242V246H241ZM176 248H177V247H176ZM200 248H201V247H200ZM236 248H239V247H236ZM242 248H243V247H242ZM178 249H179V247H178ZM239 249H240V248H239ZM262 249H263V248H262ZM183 250H185V249H183ZM187 250H188V249H187ZM237 250H238V249H237ZM235 251H236V250H235ZM179 252H180V251H179ZM199 252H200V251H199ZM180 253H182V252H180ZM186 253H187V252H186ZM192 253H193V252H192ZM201 253H203V252H201ZM236 253L239 255L238 252H236ZM255 254H256V252H255ZM96 255H97V254H96ZM194 255H195V254H194ZM198 255H200V254H198ZM240 255H241V254H240ZM257 255H258V253H257ZM192 256H193V254H192ZM245 256H246V255H244V259H245V261H243V262H245L244 264H246V257H245ZM255 256H256V255H255ZM255 256H254L253 258H255ZM97 257H98V256H97ZM238 257H239V256H238ZM238 257H237V259H238ZM190 258H192L191 255H190ZM195 258H196V257H195ZM256 258H257V260H258V256H256ZM163 259H164V258H163ZM200 259H201V258H200ZM95 260H96V259H94V261H95ZM194 260H197V259H194ZM248 260H249V258L247 259V262H248ZM252 260H253V259H252ZM255 260H256V259H254V261H255ZM0 261H1V260H0ZM189 261H191V260L189 259ZM192 261H193V260H192ZM203 261H204V259H203ZM203 261H202V262H203ZM205 261H206V260H205ZM205 261H204V262H205ZM250 261H251V260H250ZM198 262H199V261H198ZM200 262H201V260H200ZM207 262H208V260H207ZM240 262H241V261H240ZM240 262H239V263H240ZM190 264H191V263H190ZM209 264H210V263H209ZM232 264H234V263H232ZM235 264H236V263H235ZM237 264H238V261H237Z\"/></svg>","mask_w":264,"mask_h":264}]
</instances>
